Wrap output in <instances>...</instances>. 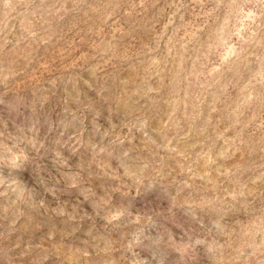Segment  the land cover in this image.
Returning a JSON list of instances; mask_svg holds the SVG:
<instances>
[{
    "label": "rangeland",
    "instance_id": "obj_1",
    "mask_svg": "<svg viewBox=\"0 0 264 264\" xmlns=\"http://www.w3.org/2000/svg\"><path fill=\"white\" fill-rule=\"evenodd\" d=\"M0 264H264V0H0Z\"/></svg>",
    "mask_w": 264,
    "mask_h": 264
}]
</instances>
